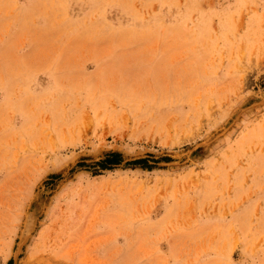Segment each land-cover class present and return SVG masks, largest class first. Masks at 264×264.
I'll list each match as a JSON object with an SVG mask.
<instances>
[{
  "label": "rangeland",
  "instance_id": "rangeland-1",
  "mask_svg": "<svg viewBox=\"0 0 264 264\" xmlns=\"http://www.w3.org/2000/svg\"><path fill=\"white\" fill-rule=\"evenodd\" d=\"M12 258L264 264V0H0Z\"/></svg>",
  "mask_w": 264,
  "mask_h": 264
},
{
  "label": "trees",
  "instance_id": "trees-1",
  "mask_svg": "<svg viewBox=\"0 0 264 264\" xmlns=\"http://www.w3.org/2000/svg\"><path fill=\"white\" fill-rule=\"evenodd\" d=\"M152 155H149L148 157H140L133 160H127L125 159L124 155L120 151H109L107 152L104 157L99 159L98 161L93 162L92 164H87L84 160L78 163L79 167H86V169H89L92 171L94 175L101 174V171L105 170H112L117 166H120L122 164H125L127 166L133 165L134 167H140L144 170H153L157 167L156 163L160 161H170L171 158L169 156H163L161 160H152ZM154 161V164L151 162ZM60 174H53L51 176L52 179L59 177ZM14 260L13 258L9 260L8 264H13Z\"/></svg>",
  "mask_w": 264,
  "mask_h": 264
},
{
  "label": "bare ground",
  "instance_id": "bare-ground-1",
  "mask_svg": "<svg viewBox=\"0 0 264 264\" xmlns=\"http://www.w3.org/2000/svg\"><path fill=\"white\" fill-rule=\"evenodd\" d=\"M30 218V217H29ZM32 219V218H31ZM31 219H30V221H31ZM29 221V220H28ZM33 221V220H32ZM32 221H31V223H32ZM27 224H29L28 222H27ZM33 224V223H32ZM31 226V225H30ZM30 226H29V229H30ZM35 228V227H34ZM28 232H29V230H28ZM25 233H27L26 231H25ZM26 235V234H25ZM24 235V236H25ZM26 239V238H25ZM25 242V241H24Z\"/></svg>",
  "mask_w": 264,
  "mask_h": 264
}]
</instances>
